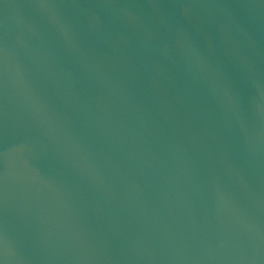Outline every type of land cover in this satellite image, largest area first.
I'll return each instance as SVG.
<instances>
[{
    "label": "water",
    "instance_id": "95a60500",
    "mask_svg": "<svg viewBox=\"0 0 264 264\" xmlns=\"http://www.w3.org/2000/svg\"><path fill=\"white\" fill-rule=\"evenodd\" d=\"M0 264H264V0H0Z\"/></svg>",
    "mask_w": 264,
    "mask_h": 264
}]
</instances>
